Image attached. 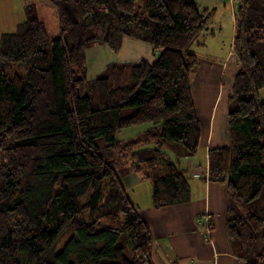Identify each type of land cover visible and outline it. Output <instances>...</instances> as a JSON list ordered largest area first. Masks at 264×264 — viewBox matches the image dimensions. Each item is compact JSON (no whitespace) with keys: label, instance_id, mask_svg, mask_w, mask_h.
Segmentation results:
<instances>
[{"label":"trees","instance_id":"16d2710c","mask_svg":"<svg viewBox=\"0 0 264 264\" xmlns=\"http://www.w3.org/2000/svg\"><path fill=\"white\" fill-rule=\"evenodd\" d=\"M46 1L57 11L55 38L32 14L0 36V264H156L152 230L114 151L151 181L155 208L191 200L185 171L164 154L198 151L191 83L199 61L190 47L216 8L194 0ZM232 1L240 68L228 100L229 144L209 149V178L227 184L235 252L245 264H263L264 0ZM124 36L152 44L157 57L128 63L130 84L87 79L90 43L117 50ZM13 64L26 74L9 77ZM127 107L134 111L122 115ZM143 123L151 126L135 139H117Z\"/></svg>","mask_w":264,"mask_h":264},{"label":"crops","instance_id":"0c3cea01","mask_svg":"<svg viewBox=\"0 0 264 264\" xmlns=\"http://www.w3.org/2000/svg\"><path fill=\"white\" fill-rule=\"evenodd\" d=\"M194 1L200 8H216L217 14L223 0H215V5L211 4V0L206 3ZM228 16L229 30L225 39H220L219 32H222V23L226 24L228 19L222 20L221 14L216 22L212 18L191 49L198 55L199 61L192 73L191 90L201 122L199 148L203 155L206 154L205 162H200V165L193 163L190 168L181 165L191 185L192 199L160 208L151 205L145 211L140 210L152 230L154 240L156 236L165 240L175 253L177 264H245L247 261L235 252L226 229L229 205L227 184L209 178V149L229 144L228 100L240 68L235 57H230L235 32V6L232 0ZM89 49L86 56L87 64L91 62L88 68L90 79L101 70L94 67L96 62L105 57L127 63L142 59L151 62L159 53L152 44L128 36L122 37L117 50L106 44H97ZM128 183H140L135 171L131 173ZM124 186L127 187L126 183ZM261 262L264 264V259Z\"/></svg>","mask_w":264,"mask_h":264},{"label":"rangeland","instance_id":"374dc122","mask_svg":"<svg viewBox=\"0 0 264 264\" xmlns=\"http://www.w3.org/2000/svg\"><path fill=\"white\" fill-rule=\"evenodd\" d=\"M199 3H206L207 0H196ZM217 1V0H216ZM215 0H211V4L215 5ZM220 2H218L219 4ZM28 5V7H26ZM230 10V0H223L220 5L218 6V13L214 15L213 20L216 22V18L218 16L221 17L222 14V20H227V23H222V32H219L220 39H225L228 30H229V16L227 17V12ZM29 14H32L33 16L41 19L45 22L49 39H53L58 35V16L56 8L47 2L46 0H0V36L4 32H13L16 29V26L18 23L26 20L29 16ZM209 26V24H208ZM221 43V41H220ZM97 44H104L101 42H93L90 43V45L87 47L86 51H88L89 48H92L96 46ZM226 47V46H225ZM194 45L190 47V49H193ZM91 49H89L90 51ZM88 51V52H89ZM234 54L232 52L231 58H233ZM91 62L87 64L86 67V75L88 78V68L90 67ZM96 68H99V72H96V76H108L110 78L111 85L116 86L118 84H130L132 79H130L129 71L130 66L127 62H121L114 60L112 58L105 57L103 60L97 61L95 66ZM90 70V69H89ZM95 72L96 70L93 69ZM7 75L9 77L13 76L14 74H20L25 75L27 72V69L23 65L13 64L6 70ZM259 98L264 101V88H262L259 92ZM134 111L133 107H127L124 108L122 111V115H128ZM151 126V123H143L138 124L130 127H126L123 129H120L117 132V139L121 140V142H126L129 140H133L136 137L139 136L140 132H143L144 130L148 129ZM102 150L105 152H111V147H105L103 144ZM114 154L116 155V158H119L120 156L123 157V162L118 163L116 165L118 174L121 178V180L126 183V189L131 197L132 201L139 207L140 210L145 211L149 206H153L152 204V183L148 179H144L141 177V174L137 173L139 182L138 184H127V181L131 175V173H134V170L131 167V159L128 157L124 159V156L122 153L118 151H114ZM165 157H170L171 159L178 160L179 166L181 165L183 167L190 168L193 163L199 164L200 162H205L206 154H202L200 148L199 151L193 156H185V155H176L175 153L168 151L166 154H164ZM193 167V166H192ZM192 169V168H191ZM192 199V196H191ZM202 216V215H201ZM205 217H209L205 215ZM67 239V236L62 238L60 242L57 245V250H60L63 247V244L65 243ZM154 245V260L159 264H177V258L175 256V253H173L168 245L166 244L165 240L162 238H159L156 236ZM261 241L258 240L256 245L260 243Z\"/></svg>","mask_w":264,"mask_h":264}]
</instances>
